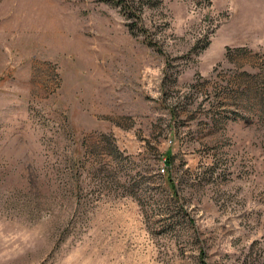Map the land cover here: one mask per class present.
<instances>
[{"label":"rangeland","instance_id":"rangeland-1","mask_svg":"<svg viewBox=\"0 0 264 264\" xmlns=\"http://www.w3.org/2000/svg\"><path fill=\"white\" fill-rule=\"evenodd\" d=\"M0 264H264V0H0Z\"/></svg>","mask_w":264,"mask_h":264},{"label":"trees","instance_id":"trees-1","mask_svg":"<svg viewBox=\"0 0 264 264\" xmlns=\"http://www.w3.org/2000/svg\"><path fill=\"white\" fill-rule=\"evenodd\" d=\"M168 157H169V156H168ZM169 161H170V158H168V160L166 159V161H165V165H166V166H168V162H169ZM169 179H170L169 177L166 178L167 181H168Z\"/></svg>","mask_w":264,"mask_h":264},{"label":"built area","instance_id":"built-area-1","mask_svg":"<svg viewBox=\"0 0 264 264\" xmlns=\"http://www.w3.org/2000/svg\"><path fill=\"white\" fill-rule=\"evenodd\" d=\"M164 170H165L164 168L161 169V171H163V172H164Z\"/></svg>","mask_w":264,"mask_h":264}]
</instances>
